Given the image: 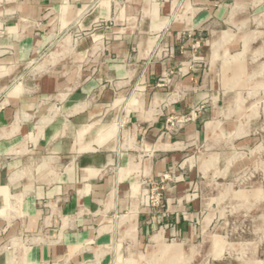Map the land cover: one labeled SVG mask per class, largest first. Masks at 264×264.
<instances>
[{"label":"crops","instance_id":"1","mask_svg":"<svg viewBox=\"0 0 264 264\" xmlns=\"http://www.w3.org/2000/svg\"><path fill=\"white\" fill-rule=\"evenodd\" d=\"M257 11L264 0H0V264H111L124 244L180 251L163 242L176 228L193 239L198 226L184 220L193 179L163 177L186 169L199 145L205 163L226 164L219 146L236 127L219 86L182 66L207 45L225 56L236 39L229 27ZM93 27L70 47V31ZM32 66L43 75L29 84ZM196 109L167 131L170 116ZM150 185H166V212L134 199Z\"/></svg>","mask_w":264,"mask_h":264},{"label":"rangeland","instance_id":"2","mask_svg":"<svg viewBox=\"0 0 264 264\" xmlns=\"http://www.w3.org/2000/svg\"><path fill=\"white\" fill-rule=\"evenodd\" d=\"M178 8L179 5L174 13ZM250 16L247 25L229 27L236 39L225 56L212 57L207 45L202 58L188 59L182 66L183 71L188 72L190 67L197 65L203 78L219 86V108L236 127L231 135L223 137L225 142L219 146L228 154L226 164H220L217 169L215 164L205 163L210 153L206 152L205 145H199L187 156L191 163L186 169L174 170L163 177V182L171 185L193 179L186 192L184 220L192 227L198 226L195 237L182 239L176 228L175 233L164 236L163 242L181 244V250L164 255L160 247L149 246L151 243L137 251L124 244L115 251L111 264H264V12H252ZM110 26V23L106 25ZM94 30L95 27L70 31V47H77ZM248 33L253 36L246 37ZM199 47V42L193 46L194 49ZM240 61L244 62V70L232 74V66ZM41 75L43 73L32 66L25 80L32 84ZM207 128L210 135L214 134L216 129L211 123ZM164 191H153V186L140 187L134 199L159 214L166 212ZM157 194H160L159 199ZM195 203L200 211L199 216L193 217ZM172 210L175 216L182 215L177 202ZM132 220L133 217H129L121 223ZM175 220L172 218L164 226L173 228ZM153 236L159 239L157 245L161 244V234Z\"/></svg>","mask_w":264,"mask_h":264},{"label":"built area","instance_id":"3","mask_svg":"<svg viewBox=\"0 0 264 264\" xmlns=\"http://www.w3.org/2000/svg\"><path fill=\"white\" fill-rule=\"evenodd\" d=\"M170 53H173V49H171L169 51ZM180 71L182 72V69H180ZM198 109H196L195 111H193L192 114H190L189 116L186 115H181V116H176V115H172L168 118L167 122H168V127H167V131H178L180 128H182L187 122H189L193 117H194V113L197 111ZM160 187L162 186H158V185H153V191L155 190H161L163 188L160 189ZM148 188H151V185L148 186ZM157 199L160 198V194H157Z\"/></svg>","mask_w":264,"mask_h":264},{"label":"bare ground","instance_id":"4","mask_svg":"<svg viewBox=\"0 0 264 264\" xmlns=\"http://www.w3.org/2000/svg\"><path fill=\"white\" fill-rule=\"evenodd\" d=\"M216 48H217V47H216ZM55 56H56V55H55ZM51 57H52V56H50L49 58H51ZM152 240H153V242L156 243V244L159 242V239H158L156 236H153V237H152ZM160 240H161V239H160Z\"/></svg>","mask_w":264,"mask_h":264}]
</instances>
